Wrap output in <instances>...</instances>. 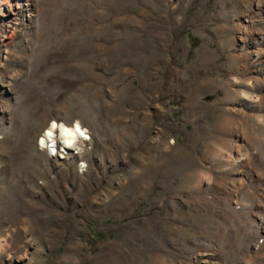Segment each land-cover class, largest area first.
Listing matches in <instances>:
<instances>
[{
  "label": "rangeland",
  "instance_id": "374dc122",
  "mask_svg": "<svg viewBox=\"0 0 264 264\" xmlns=\"http://www.w3.org/2000/svg\"><path fill=\"white\" fill-rule=\"evenodd\" d=\"M7 1L0 264H264V0Z\"/></svg>",
  "mask_w": 264,
  "mask_h": 264
},
{
  "label": "bare ground",
  "instance_id": "6f19581e",
  "mask_svg": "<svg viewBox=\"0 0 264 264\" xmlns=\"http://www.w3.org/2000/svg\"><path fill=\"white\" fill-rule=\"evenodd\" d=\"M8 5V1L5 0L4 2L0 1V18L2 16H5L4 6ZM59 128L61 139L63 141V144L67 148H71L72 146L77 144L78 138L80 137H86L84 134V131L82 130L80 124L77 122L73 126H68L64 123H56L54 122L50 128L47 129V131L44 134L43 139L41 142L43 144H48L50 141H54L55 136V129ZM59 135V136H60ZM61 141V142H62Z\"/></svg>",
  "mask_w": 264,
  "mask_h": 264
}]
</instances>
